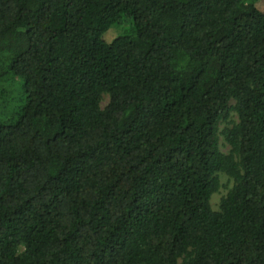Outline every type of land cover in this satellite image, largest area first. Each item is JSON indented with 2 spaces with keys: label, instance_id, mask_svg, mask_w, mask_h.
<instances>
[{
  "label": "trees",
  "instance_id": "trees-1",
  "mask_svg": "<svg viewBox=\"0 0 264 264\" xmlns=\"http://www.w3.org/2000/svg\"><path fill=\"white\" fill-rule=\"evenodd\" d=\"M13 77L0 264H264L254 0H0V83Z\"/></svg>",
  "mask_w": 264,
  "mask_h": 264
},
{
  "label": "rangeland",
  "instance_id": "rangeland-1",
  "mask_svg": "<svg viewBox=\"0 0 264 264\" xmlns=\"http://www.w3.org/2000/svg\"><path fill=\"white\" fill-rule=\"evenodd\" d=\"M255 5L257 6V8L264 14V0H254ZM114 32H110L107 35V38H111L112 36H114ZM14 79H7V80H3V82L0 83V86H3L4 89L6 90V92L4 93V95L2 96V99L0 98V106L4 103V102H8V98H9V92L12 90V87L14 86L15 82H18L17 77H13ZM1 97V96H0ZM108 101V96L104 95L101 99V106L103 107ZM230 108L227 110V114L225 115V117H223L221 119V121L218 124V129H219V147L220 150L222 152H227L229 150V145L226 143V141L224 140V136H223V131L227 128H230L233 124H235L238 121V115L235 111V109L233 108L234 104H235V100L231 99L230 102ZM219 179H220V186L217 189V191H215L210 198V206L211 209L214 211L219 210V205H220V201L221 198L227 193L228 189L231 187L232 185V181L231 179H229L225 174H219ZM23 250V247L21 246L20 251Z\"/></svg>",
  "mask_w": 264,
  "mask_h": 264
}]
</instances>
